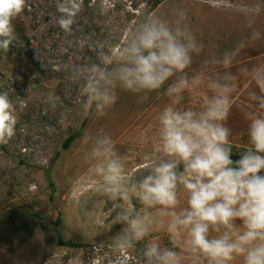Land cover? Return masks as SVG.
Returning a JSON list of instances; mask_svg holds the SVG:
<instances>
[{"label":"rangeland","instance_id":"obj_1","mask_svg":"<svg viewBox=\"0 0 264 264\" xmlns=\"http://www.w3.org/2000/svg\"><path fill=\"white\" fill-rule=\"evenodd\" d=\"M179 11L203 45L189 75L222 73L211 61L245 42L228 69L237 80L226 126L232 144L249 146L247 117L259 111L250 93L259 90L242 69L264 64V0H26L12 22L16 39L0 57V93L18 113L15 135L0 143V264H116L113 242L123 225L112 202L97 191L85 160L87 141L110 135L128 158V175L138 178L156 156L157 117L169 100L162 91L144 99L117 88L106 115L86 113L71 70L98 62L97 45L127 36L143 14L171 20ZM61 18L71 23L61 27ZM254 31L259 39L252 38ZM205 91L202 86L185 93L180 107H198ZM53 96L59 97L55 107ZM154 235L167 243L165 233ZM60 238L84 246L62 247ZM125 257L136 264L132 253Z\"/></svg>","mask_w":264,"mask_h":264},{"label":"clouds","instance_id":"obj_2","mask_svg":"<svg viewBox=\"0 0 264 264\" xmlns=\"http://www.w3.org/2000/svg\"><path fill=\"white\" fill-rule=\"evenodd\" d=\"M26 0H0V49L16 39L13 20ZM183 11L168 19L145 13L119 41L97 45L98 62L71 70L80 83L83 110L104 116L117 101L116 89L160 93L169 103L157 117L156 156L138 178L128 175V158L108 134L90 137L85 160L97 191L112 202L116 264H264V64L242 69L259 90L250 93L259 111L249 114L248 144L233 159L226 126L237 76L228 71L244 41L211 61L222 73L189 75L197 41ZM61 27L71 23L61 18ZM261 33L254 31L253 39ZM171 81V83H169ZM167 87L165 88V85ZM203 86L198 107H180L187 92ZM55 107L59 97H51ZM16 105L0 93V143L15 135ZM139 204V208L136 206ZM166 234L162 243L155 233ZM144 241L142 247L138 243Z\"/></svg>","mask_w":264,"mask_h":264},{"label":"trees","instance_id":"obj_3","mask_svg":"<svg viewBox=\"0 0 264 264\" xmlns=\"http://www.w3.org/2000/svg\"><path fill=\"white\" fill-rule=\"evenodd\" d=\"M4 53V50L0 49V57L2 56V54ZM80 133H76L72 136H70L64 143V149H68L72 143L74 142V140L79 137ZM233 145V159H239V154L241 152H243L246 148L245 147H242V146H238V145ZM49 179L50 178V175L48 176ZM53 185V184H52ZM31 216H35V217H39L40 214L39 213H33L31 214ZM61 224V219H58V221L56 222V225H60ZM58 245L59 246H62V247H68V248H80V247H83L84 245L79 243V242H76V241H73V240H64V239H58Z\"/></svg>","mask_w":264,"mask_h":264}]
</instances>
